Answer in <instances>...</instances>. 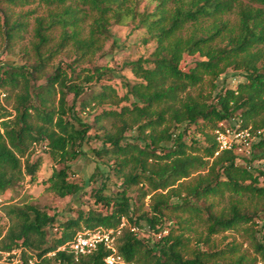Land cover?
Instances as JSON below:
<instances>
[{
	"label": "trees",
	"instance_id": "obj_1",
	"mask_svg": "<svg viewBox=\"0 0 264 264\" xmlns=\"http://www.w3.org/2000/svg\"><path fill=\"white\" fill-rule=\"evenodd\" d=\"M2 1L11 8L38 4L47 14L34 19L30 53L23 55L35 63L0 64V91L15 92L14 117L0 103V198L25 178L37 181L40 163L31 155L38 144L54 167L45 189L58 198L81 196L95 181L92 175L79 184L70 175L91 131L101 142L95 156L112 164L90 192L106 213L78 210L75 219L55 225L45 209L0 202L9 221L0 228V259L18 251V264H106L112 255L123 264H264V233L256 235V219L264 222V171L254 165L264 160V0H155L150 12H139L137 0ZM25 17L4 11L7 50L25 29ZM126 22L144 30L145 44L155 43L148 57L124 63L133 79L111 83L108 66L80 65L103 52L113 25ZM67 47L75 59L53 68ZM194 56L199 60L188 65ZM229 71L240 79L233 89L220 86ZM80 113L93 116V124ZM220 125L249 133L247 157L235 145L219 151ZM112 176L121 183L107 196ZM140 185L147 189L139 199L127 196ZM142 222L152 234L147 239L139 236ZM100 228L119 231L115 253L99 245L76 260L58 250ZM221 233L246 236L256 255L249 258L234 241L219 247L212 237Z\"/></svg>",
	"mask_w": 264,
	"mask_h": 264
},
{
	"label": "rangeland",
	"instance_id": "obj_2",
	"mask_svg": "<svg viewBox=\"0 0 264 264\" xmlns=\"http://www.w3.org/2000/svg\"><path fill=\"white\" fill-rule=\"evenodd\" d=\"M138 1V11H152L155 7V0H137ZM246 3V0H241ZM4 11H9L11 14L16 17L18 14L23 13L26 15L24 23L26 27L20 32V36L15 40L14 44L10 46L7 50L4 46L3 38V14ZM47 14L46 9L38 4H33L25 6L22 8H11L6 2L0 0V64L5 67L11 66H23L26 64L27 67L32 66L35 62L33 58L28 59L24 58V52L30 53V44L33 41V28H34V19L36 17H45ZM229 22L232 24L236 21L235 13L228 16ZM89 22V21H88ZM87 24H84L83 28L85 30L84 35H87ZM135 24L131 22H126L123 25H113L110 29V35H108L107 40L104 45L102 53H99L95 58L88 60L86 59L84 67H93V66H108L114 72L112 74L113 79L111 83H114V80L120 76L126 77L128 79H133L132 74L123 67L125 62L136 61L140 57H148L154 50L155 43L150 41L148 44L143 42L145 39V34L143 29L134 28ZM60 34L59 29H55L52 33L53 37L57 40V37ZM75 59L73 54V49L70 47L64 48L51 62L53 68H56L58 64H62L64 67L66 64L72 63ZM199 60L197 56L187 57L186 63L192 65L195 61ZM240 79L237 76H234L233 72H227L225 75L221 76L220 86L228 88H235ZM43 81L38 82L37 84H42ZM32 84V83H31ZM20 90H16L19 92ZM91 93L90 89L86 90V93L83 94L80 99H86ZM72 96L67 98L68 104H71ZM0 103L5 107V109L14 117V105H15V92L2 90ZM92 110L91 112H94ZM83 119L89 123L93 124V116L90 114L80 113ZM108 126V125H106ZM109 128V126H108ZM229 129V128H228ZM231 130V129H230ZM95 131L90 132V142L84 146V154L81 155L77 160L72 163V173L71 180L75 183L82 184L87 182L92 175H95L94 180L89 183V186L84 189L81 196L65 197L58 198L53 193L48 192L45 189V181L51 176L53 171V166L50 158L46 154V148L44 144H38L32 146V155L31 161L39 160L40 167L37 172V181L35 183H29V178H25L24 181L17 187V189L11 193L6 194L0 198L1 203H8L12 205H25L31 204L35 205L41 209L47 210L50 215L56 216L55 225H59L67 221L68 219H75L78 210L83 212L88 211L89 209H94L102 213H106L105 209L100 205H95L93 199L90 197V192L99 187L104 183V178L101 177L105 173H108L110 170L106 163L112 164V161L107 159H101L95 156L94 151L98 150L101 147V142L94 138ZM239 148L236 149V153L240 157H247L249 146L237 141ZM255 167L264 171V160L256 161L254 163ZM56 168L59 169L57 166ZM111 181L107 182V190L105 195L109 196L113 193L117 187L120 185L121 180L116 176H112ZM264 184V180H261ZM142 187V188H141ZM140 189L146 190V185H140L133 187L129 193L128 197L134 199L135 201L139 199L138 194L141 193ZM150 196L146 197L144 200V206L141 208V211L145 212L148 210ZM7 201V202H6ZM221 208V207H220ZM258 226H260L259 233L256 235L258 239L261 238L264 233L263 221L256 219ZM9 221L5 215L0 211V228H7ZM142 227L139 231V236L143 238H148L152 234L150 233L148 226L144 222L141 223ZM57 227V226H55ZM57 228H54L50 232L55 234ZM199 232H202L198 228ZM166 234V232L164 233ZM58 235V234H56ZM154 237V236H153ZM158 236H155V239H158ZM212 241L216 243L219 247H222L225 242L234 241L240 249L241 252L246 253L249 258H253L256 254L252 246L250 245V240L246 236H242L240 233H221L212 237ZM14 258H9V254H1L0 264H18L20 258V252H15ZM123 264V263H122Z\"/></svg>",
	"mask_w": 264,
	"mask_h": 264
},
{
	"label": "built area",
	"instance_id": "obj_3",
	"mask_svg": "<svg viewBox=\"0 0 264 264\" xmlns=\"http://www.w3.org/2000/svg\"><path fill=\"white\" fill-rule=\"evenodd\" d=\"M1 97V91H0ZM221 129L216 130V141L219 145V151L230 150L234 148V145L239 148L237 141L249 146L246 142L249 138L247 131H236L225 128L220 125ZM124 224L121 225L123 227ZM120 227V228H121ZM135 230V229H133ZM119 235V231L114 232L113 230L97 229L95 231H85L76 235L72 243L59 248L60 251H66L72 254L77 260L79 257L89 255L93 253L99 245L105 246V248L111 253H115L116 238ZM106 264H122L119 257L114 255L109 256L105 259Z\"/></svg>",
	"mask_w": 264,
	"mask_h": 264
}]
</instances>
